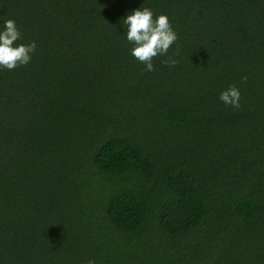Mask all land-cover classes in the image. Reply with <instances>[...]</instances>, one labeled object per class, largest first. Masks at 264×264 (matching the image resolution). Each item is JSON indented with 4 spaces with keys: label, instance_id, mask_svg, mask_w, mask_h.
Instances as JSON below:
<instances>
[{
    "label": "trees",
    "instance_id": "trees-1",
    "mask_svg": "<svg viewBox=\"0 0 264 264\" xmlns=\"http://www.w3.org/2000/svg\"><path fill=\"white\" fill-rule=\"evenodd\" d=\"M141 7L178 35L150 72L123 24ZM0 15L36 42L0 68V264H264V0H0ZM231 85L239 108L220 100Z\"/></svg>",
    "mask_w": 264,
    "mask_h": 264
},
{
    "label": "clouds",
    "instance_id": "clouds-1",
    "mask_svg": "<svg viewBox=\"0 0 264 264\" xmlns=\"http://www.w3.org/2000/svg\"><path fill=\"white\" fill-rule=\"evenodd\" d=\"M153 15L150 8L141 7L123 19V24L127 28V40L133 45L131 54L143 63L145 71L149 72L155 70L153 58L167 54L169 48L178 39L166 14H161L155 19ZM0 19H4V15H0ZM22 38L15 20L4 19L3 30H0V68L14 70L30 63L32 54L36 51V42L17 44L16 42ZM177 62L172 57L163 61L170 66H175ZM242 80L246 82L247 77H243ZM240 98L241 92L235 85H231L220 94V100L234 108L240 107ZM87 264H95V261L88 260Z\"/></svg>",
    "mask_w": 264,
    "mask_h": 264
},
{
    "label": "rangeland",
    "instance_id": "rangeland-1",
    "mask_svg": "<svg viewBox=\"0 0 264 264\" xmlns=\"http://www.w3.org/2000/svg\"><path fill=\"white\" fill-rule=\"evenodd\" d=\"M200 244H201V241L199 240V241H198V247L200 246ZM181 258H182V256H178V257H177V259H181Z\"/></svg>",
    "mask_w": 264,
    "mask_h": 264
}]
</instances>
